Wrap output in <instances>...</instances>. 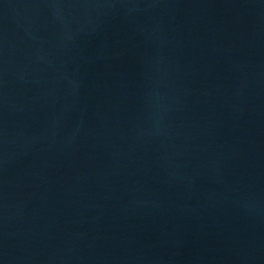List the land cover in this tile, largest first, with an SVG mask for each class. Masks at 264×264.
<instances>
[{"label":"water","instance_id":"water-1","mask_svg":"<svg viewBox=\"0 0 264 264\" xmlns=\"http://www.w3.org/2000/svg\"><path fill=\"white\" fill-rule=\"evenodd\" d=\"M0 264H264V0H0Z\"/></svg>","mask_w":264,"mask_h":264}]
</instances>
